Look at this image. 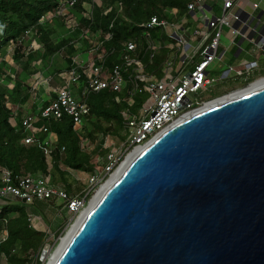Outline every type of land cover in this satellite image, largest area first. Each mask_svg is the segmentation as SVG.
<instances>
[{"label": "water", "instance_id": "95a60500", "mask_svg": "<svg viewBox=\"0 0 264 264\" xmlns=\"http://www.w3.org/2000/svg\"><path fill=\"white\" fill-rule=\"evenodd\" d=\"M197 112L136 153L53 264H264V84Z\"/></svg>", "mask_w": 264, "mask_h": 264}, {"label": "built area", "instance_id": "2783aa9c", "mask_svg": "<svg viewBox=\"0 0 264 264\" xmlns=\"http://www.w3.org/2000/svg\"><path fill=\"white\" fill-rule=\"evenodd\" d=\"M263 1L254 0L253 8L258 9ZM218 2L222 6L221 16L214 14L213 8L206 5V0H191L187 5V15L182 19H179L177 11L173 10L169 11L172 20L155 16L145 24L143 33L146 40L145 49L146 52L151 53V60L161 48L172 51L160 68L163 74L158 76L156 73L145 71V62L140 58L139 47L135 41L125 42L121 63L107 69L106 56L100 50L103 47V41L109 36L95 34L80 25L73 13L78 0H58L56 8L41 17L40 24L45 25L59 19L68 31L80 30V41L73 44L74 48L78 50L83 41L87 42L90 46L89 53L93 55V58L90 57L84 61L85 59H81L80 55L75 56L71 68L58 76L60 83L56 84L55 88L49 87V105L43 109L39 108L35 113L22 112L21 125L27 132L23 144L33 146L38 143L37 136L47 132L45 126L39 125L41 119L60 120L64 114L72 118L75 130L80 133L91 116L87 98L93 93L107 89L121 93L131 83L133 88L129 90L125 100L128 107L134 105L136 93L145 94L147 99L142 103L138 113L130 114L128 110L122 113L125 117L124 140L116 139L118 141L116 142L110 132L100 135L97 144L101 145L106 153L96 156V168L93 173L87 175V182L84 184L85 189L82 193L70 195L63 185L53 183L49 173L26 174L13 178L8 171H3L1 174L3 185L0 187V217L3 201L12 199L27 205L58 202L61 205L60 211H64L69 216H78L79 219L90 193L99 192L104 185L110 182L128 156L150 143L179 119L201 110L208 103L219 98L218 95L212 97L208 95L202 98L204 94L210 93L220 81L229 80V78L232 80L249 79L256 72L261 71L263 68L259 62L251 60L240 61L238 66H228L217 75L211 74L214 65L222 62L226 52L219 53L223 28L232 30L230 46L237 47L236 39L240 34L238 29L233 28L235 23L241 21L240 13L233 12V1L218 0ZM95 5L102 6L106 12L110 10V7L103 5L102 0H85L81 4L82 16L91 19ZM113 8L119 15L123 14L121 3H117ZM189 16L194 20L204 22L207 31L204 33H198L197 30L192 31L188 22ZM155 30L159 31L160 38L163 36L167 38L165 44L161 40H153L152 34ZM36 34V31L29 30L23 36L31 41L28 53L41 49L40 43L34 38ZM169 41L176 42V47L172 46ZM9 46L12 47V57L14 44L11 43ZM259 51L264 53V40L255 44L253 52ZM173 52L175 53L172 54ZM38 74L40 73L36 75ZM41 75L36 77L37 85H48L53 81L51 77ZM77 86H79L78 101L75 100L76 93L74 94ZM34 89L36 88L33 87ZM5 98L6 105L13 116L12 121H14L20 109L13 106L10 97L5 96ZM79 138L84 151L90 152L95 148L89 140L81 135ZM52 146L53 141L50 134L45 141L39 142V147L42 148L49 165L52 160ZM69 172L72 174L75 171L69 170ZM30 222L32 225L31 217ZM32 227L35 228L33 225ZM51 236L53 237V235L46 234L44 245L38 253L33 255V264L38 262L42 264L43 258L50 253L51 246L48 241ZM7 237V231L2 230L0 243L4 242ZM1 260L6 264V258L3 255Z\"/></svg>", "mask_w": 264, "mask_h": 264}, {"label": "trees", "instance_id": "16d2710c", "mask_svg": "<svg viewBox=\"0 0 264 264\" xmlns=\"http://www.w3.org/2000/svg\"><path fill=\"white\" fill-rule=\"evenodd\" d=\"M83 1L85 0H78L73 13L85 29L109 36L103 41L100 50L106 56L107 69L121 63L123 44L135 41L139 47L140 58L145 62V71L161 76L160 68L167 59L169 50L161 48L151 60V53L145 49L144 26L155 16L172 20L169 11L173 10H176L178 18L182 19L187 15V5L191 0H102L103 5L110 7V10L106 12L102 6L95 5L91 19L82 16ZM57 3L58 0H0V187L3 185V171H8L13 178L26 174L49 173L53 183H61L67 192L73 195L76 192L74 182L78 180L73 178L69 170L93 173L96 168V156L106 153L101 145L97 144L100 135L110 132L112 137L117 138L125 129V117L122 113L128 110L130 114H136L146 95L136 93L134 105L128 107L125 100L129 90L133 88L131 83L121 93L109 89L93 93L87 98L91 116L80 133L75 130L72 118L64 114L60 120L41 119L39 125L45 126L47 132L37 136L38 143L35 145L23 144L27 132L21 125L22 114L18 112L12 121L13 116L6 105L5 96L11 98L13 106L19 109H27L30 106L28 111L35 113L36 106L27 81L41 73L51 77L55 84L60 83L58 76L71 68L73 58L77 55H88L90 49L85 41L80 49H75L73 44L80 41L81 31H68L59 19L45 25L40 24L41 17L54 10ZM117 3L122 4V15L113 8ZM29 30L37 32L34 38L41 45L37 52L28 53L31 41L23 36ZM152 38L161 40L163 44L167 41L165 36L160 38L159 31L156 30ZM11 43L14 44V66L8 68L4 53L5 47ZM18 68L21 70L18 71ZM8 80L14 82L12 88L9 87ZM52 97L55 98L54 95ZM49 103L50 99H44L40 108L47 107ZM49 134L56 137L50 165L39 147V142L45 141ZM80 135L95 145L92 151L87 152L81 148ZM77 183L84 185L79 181ZM3 202L0 232L6 230L8 237L0 243V264H4L2 255L6 258V264H33V255L38 253L46 238L44 232L31 225L30 214L35 206L12 199ZM55 232L59 234L61 230Z\"/></svg>", "mask_w": 264, "mask_h": 264}, {"label": "rangeland", "instance_id": "374dc122", "mask_svg": "<svg viewBox=\"0 0 264 264\" xmlns=\"http://www.w3.org/2000/svg\"><path fill=\"white\" fill-rule=\"evenodd\" d=\"M188 22L192 28V31L197 30L198 33H202V31L204 29V22H202L200 20H194L190 16L188 17ZM226 30H227V28L224 27L223 32H225ZM169 43L172 44V46L176 47V42L169 41ZM192 46H194V44H192ZM227 46H228L227 41L225 40L224 37H222L221 41H220V50L222 51ZM249 50H251V48H249ZM171 52L172 51L170 50L169 53H171ZM174 53L175 52H173L172 54H174ZM11 54H12V47H10V46L5 47L4 60L7 62L8 68L13 66ZM90 57L93 58V55L91 56V54H89V55L85 56L84 61H87ZM243 57H245L247 61L252 60V58H253L250 55H246V56L244 55ZM228 59H229V53L227 56H225L222 63H219V62L217 63V65H220V66L217 67L216 69L213 68L211 70V74L217 75L218 73L222 72L223 68H225V66L223 68H221L222 64L227 62ZM237 62H238V60L236 59L233 63H237ZM177 65H178V63H177ZM177 67L178 66H176V68ZM176 68H175V70H176ZM17 70L20 71L21 69L18 68ZM160 74H163L161 69H160ZM39 75H41V73L38 75H34L30 80L27 81V84L32 88L31 89L32 94L37 93V95H38V97H37L38 100L36 101V104L38 106H40V103L45 98L49 99V97H48L49 89L51 87L52 88L56 87V84H53V83L48 84L49 86L48 85H37L35 80H36V77ZM259 75H264V72L256 73L249 79L237 78L236 80H232V78L231 79L229 78V80L220 81L216 86L213 87V89L210 91V93L204 94L202 96V98H206L208 95L211 97L216 96V95L220 94L221 92H223L224 90L231 88V87L243 86L248 82H252ZM18 76L19 75H17V77ZM43 76H45V75H43ZM8 84L10 85L11 88L14 85L12 80H8ZM33 87H35L36 89L33 90ZM78 89H79V86H77L76 89H74V94L76 93V97H75L76 101L79 100ZM146 99H147V96H146L145 100ZM138 112H139V110H138ZM114 139L115 140L118 139L119 141L124 140V130L121 132V134L119 136H117V138H114ZM116 142H118V141L116 140ZM87 175L88 174H86V173H81V172H77V171L72 172L73 178L78 180L81 184H86L87 177H88ZM77 182H74V186H75L74 189L76 192L73 195L80 194L85 189V187H84L85 185H80ZM58 184L62 185L61 183H58ZM97 193L98 192H91L90 193V196L87 199V203L85 205V209H87L90 206L92 200L97 195ZM34 206H35V209L33 210V213L30 214V217L32 219V225L37 230L44 232L48 236L53 235V237L51 236L49 238V241H48V243H50V246H51V251L47 256H45V258H43V262H42V264H51V260H53L54 255L57 252V250L59 249L63 240L67 237L68 233L75 226V224L77 223V221L79 219H78V216H75V217L69 216L64 211H60L61 205H59L58 202H40V203H36ZM58 230H61V232L59 234H56L55 231H58Z\"/></svg>", "mask_w": 264, "mask_h": 264}, {"label": "crops", "instance_id": "0c3cea01", "mask_svg": "<svg viewBox=\"0 0 264 264\" xmlns=\"http://www.w3.org/2000/svg\"><path fill=\"white\" fill-rule=\"evenodd\" d=\"M232 1H233V12H235V13L239 12L241 15V21L238 23H235L233 25V28L237 29L236 26L239 25L240 27L238 30L240 32L241 29L244 28L246 26V24L250 23L251 20H252V24L247 28L245 34H241V32H240L239 36L236 39L237 47L230 46V41L232 38L231 28H229V29L227 28V30L225 32H222V37L225 38L228 46L225 49H223L222 51L220 50V47H219V53L226 51L224 58L229 53V59L227 62L222 64L221 68H223L225 66V68H223V70H224L228 66H231V65L238 66L240 61H247L246 58L243 57L244 55L245 56L250 55L253 57L252 60H257L260 64V66L263 68L261 71H258L256 73H262V72H264V53L262 52L263 50L259 51V52H253L255 50V44L262 40L261 39L262 35L256 34V35H254L253 38L252 37L250 38L249 34L253 30V27L257 23H259V27L257 28V30H259L262 26H264V1L259 4V8L256 10L253 8L254 0H232ZM206 5L208 7L213 8V12L216 16L222 15V6L218 2V0H206ZM206 31H207V29L205 28V25H204V29H203L202 33L206 32ZM263 33H264V29H263ZM239 42H241L240 46H239ZM249 48H251V50H249ZM89 54L90 53H88V55ZM85 56H87V55H85ZM85 56L80 55V58L84 59ZM236 59L238 60V62L233 63ZM248 61H251V60H248ZM222 62H223V60H222ZM222 62H219V63H222ZM13 66H14V63H13ZM219 66L220 65L215 64L214 68L216 69ZM51 83L55 84L54 81H52ZM9 87H10V85H9ZM31 94H32V92H31ZM31 96L34 100V104L36 106V112H37L38 109L40 108V106H38L36 104V101L38 100V98H37L38 95H37V93H35V94H32ZM49 99H50V97H49ZM30 109H31L30 106L27 109H20L19 113L22 114L23 111H27L28 113L31 114V112L28 111ZM50 135H51L52 141L55 142L56 141L55 135L54 134H50Z\"/></svg>", "mask_w": 264, "mask_h": 264}, {"label": "bare ground", "instance_id": "6f19581e", "mask_svg": "<svg viewBox=\"0 0 264 264\" xmlns=\"http://www.w3.org/2000/svg\"><path fill=\"white\" fill-rule=\"evenodd\" d=\"M263 84H264V80H263V81L260 80V82H257L256 84L252 85L251 88H250L249 90L254 89V88H257V87H259V86H262ZM249 90H247V91L245 90V91H241V92H238V93H234V94H231V95H229V96L223 97V98L218 99V100L216 99L215 101L208 103V104H207L204 108H202L201 110H203V109L206 110V109H209V108H212V107L218 106V105H220V104H222V103H225V102H227V101H229V100H232V99H234V98H236V97H238V96H240V95H242V94L248 92ZM201 110H200V111H201ZM197 113H198V112H197ZM193 114H194V113H193ZM191 115H192V114H191ZM191 115H188V116H186V117H184V118L179 119L178 121H176L175 123H173L171 126H169L167 129H165L163 132H165L166 130H168L169 128H171V127H173V126H176L177 124H179L180 122H182L185 118H187V117H189V116H191ZM163 132H161L160 134H162ZM157 137H158V136H157ZM148 144H149V143H148ZM148 144H147V145H148ZM147 145H145L144 147H140V148H138L137 151H136L134 154H131L130 156H128V157L126 158V160L124 161V163L122 164V166H120V168L118 169V171L116 172V174L112 177L111 181L108 182L107 185H104V186L102 187V189L97 193V195L95 196V198L92 200V202H91L89 208H87V209H85V210L83 211V213L81 214V216H80L79 220L77 221V223L75 224V226L71 229V231L68 233L67 237L63 240V242H62V244L60 245L59 249H58L57 252L55 253L53 260H51V264L54 263V261H55L56 258L59 256V254L61 253L62 249L64 248V246H65L66 243L68 242L69 238L72 236V234L74 233V231H75L76 228L78 227L79 223L84 219V217L86 216L87 212H88V211H89V210H90V209H91V208H92V207L98 202L99 198L101 197V195L103 194V192L107 189V187L109 186V184L112 183L113 181H115V180L119 177V175H120V174L122 173V171L124 170L125 166L131 161V159H132L135 155H137L136 153H137V152H140V151H141L143 148H145Z\"/></svg>", "mask_w": 264, "mask_h": 264}, {"label": "flooded vegetation", "instance_id": "af4514ba", "mask_svg": "<svg viewBox=\"0 0 264 264\" xmlns=\"http://www.w3.org/2000/svg\"><path fill=\"white\" fill-rule=\"evenodd\" d=\"M260 80L261 81L264 80V75H259L252 82H248V83H246L243 86L231 87V88H228V89L224 90L223 92L218 94V96H219L218 99H221L223 97H226V96H229L231 94L238 93V92H241V91H245V90L247 91V90H249L251 88L252 85L256 84L257 82H260Z\"/></svg>", "mask_w": 264, "mask_h": 264}]
</instances>
